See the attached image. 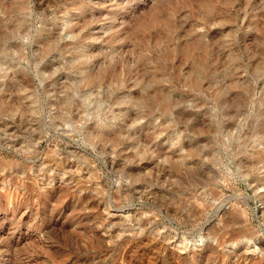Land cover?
I'll return each instance as SVG.
<instances>
[{
	"label": "rangeland",
	"instance_id": "374dc122",
	"mask_svg": "<svg viewBox=\"0 0 264 264\" xmlns=\"http://www.w3.org/2000/svg\"><path fill=\"white\" fill-rule=\"evenodd\" d=\"M0 264H264V0H0Z\"/></svg>",
	"mask_w": 264,
	"mask_h": 264
}]
</instances>
